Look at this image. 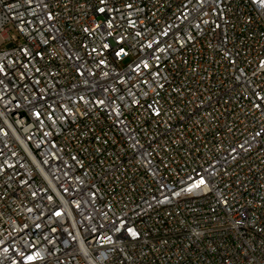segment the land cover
Listing matches in <instances>:
<instances>
[{
    "label": "built area",
    "instance_id": "2783aa9c",
    "mask_svg": "<svg viewBox=\"0 0 264 264\" xmlns=\"http://www.w3.org/2000/svg\"><path fill=\"white\" fill-rule=\"evenodd\" d=\"M0 264H264V0H0Z\"/></svg>",
    "mask_w": 264,
    "mask_h": 264
}]
</instances>
